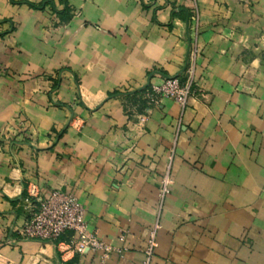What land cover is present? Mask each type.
<instances>
[{"label": "crops", "instance_id": "obj_1", "mask_svg": "<svg viewBox=\"0 0 264 264\" xmlns=\"http://www.w3.org/2000/svg\"><path fill=\"white\" fill-rule=\"evenodd\" d=\"M191 7L0 0V264H141L169 164L153 264H264V0ZM190 38L186 108L135 94L181 76ZM29 182L74 194L117 250L22 237Z\"/></svg>", "mask_w": 264, "mask_h": 264}, {"label": "built area", "instance_id": "obj_2", "mask_svg": "<svg viewBox=\"0 0 264 264\" xmlns=\"http://www.w3.org/2000/svg\"><path fill=\"white\" fill-rule=\"evenodd\" d=\"M191 77L184 81L179 77H168L161 84H153L152 90L157 94L155 97L172 98L183 109L186 108L189 98L198 91L194 79ZM145 119V116L140 118L141 121ZM173 151L174 148H172L171 157ZM171 183L169 164L161 179L159 217L149 230L141 264H153V258L158 247V232L161 228L160 212L167 195L170 193ZM25 201L29 205L35 201L38 203V209L30 220L19 228L18 232L22 237L58 240L66 232H71V240L60 243L67 250L76 253H84L87 250L98 251L102 253L104 258L117 250L112 244L101 239L96 230L90 229L85 219V207L74 194L53 189L44 196L37 183L29 182L26 187Z\"/></svg>", "mask_w": 264, "mask_h": 264}, {"label": "rangeland", "instance_id": "obj_3", "mask_svg": "<svg viewBox=\"0 0 264 264\" xmlns=\"http://www.w3.org/2000/svg\"><path fill=\"white\" fill-rule=\"evenodd\" d=\"M188 2L190 3V6H192L188 12L189 19H190V21L194 20L196 22V24H198V21L200 19L198 0H188ZM196 35H198V31H196L195 37H196ZM192 40L193 39L190 38V41H191L190 42V50H189L187 60H186V64H185L186 65L185 71L182 72V74H181V76H179V78L184 81V80L189 79V77L192 76L191 78H193L194 82H195V65H194V62H195L196 56L199 53V48H198V45L196 43V40H194V41H192ZM145 88L141 89V92H144L143 94H140L141 96H144V94H147V93L149 96L148 98L157 96V94L152 90V85L150 87L146 88L147 90ZM134 93H130V94H134ZM130 94L128 96H130ZM135 94H138V93H135Z\"/></svg>", "mask_w": 264, "mask_h": 264}, {"label": "trees", "instance_id": "obj_4", "mask_svg": "<svg viewBox=\"0 0 264 264\" xmlns=\"http://www.w3.org/2000/svg\"><path fill=\"white\" fill-rule=\"evenodd\" d=\"M33 6H36L35 4H32ZM57 11V13L59 14V15H61V17L63 18V20L64 19H66L68 16H67V14H65V15H63L64 14V12L65 11H58V10H56ZM148 87H150V86H147L146 88H148ZM145 88V89H146ZM141 91H136V93H140Z\"/></svg>", "mask_w": 264, "mask_h": 264}, {"label": "water", "instance_id": "obj_5", "mask_svg": "<svg viewBox=\"0 0 264 264\" xmlns=\"http://www.w3.org/2000/svg\"><path fill=\"white\" fill-rule=\"evenodd\" d=\"M149 84H150V79H149L148 83L146 84V86H148ZM146 86H144V87H146Z\"/></svg>", "mask_w": 264, "mask_h": 264}]
</instances>
